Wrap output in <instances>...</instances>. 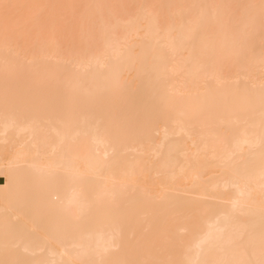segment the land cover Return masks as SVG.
<instances>
[{"label":"bare ground","instance_id":"6f19581e","mask_svg":"<svg viewBox=\"0 0 264 264\" xmlns=\"http://www.w3.org/2000/svg\"><path fill=\"white\" fill-rule=\"evenodd\" d=\"M0 3V260L259 261L261 0Z\"/></svg>","mask_w":264,"mask_h":264},{"label":"snow or ice","instance_id":"6c2138e0","mask_svg":"<svg viewBox=\"0 0 264 264\" xmlns=\"http://www.w3.org/2000/svg\"><path fill=\"white\" fill-rule=\"evenodd\" d=\"M22 7H39V6H24V5H16V4H9V3H0V17H2L4 21L5 33L8 31V27L10 22L14 19V10L22 8ZM55 7V6H53ZM96 7H114L110 5H99ZM193 8H209V7H219L215 5H193L190 6ZM245 7H255V6H245ZM261 9V23L264 25V0H261L260 3ZM249 22H254V17H249ZM105 45L110 46L113 42L114 38L109 37L106 33L104 34ZM110 87H119V82L114 81L110 85ZM264 212V209H262ZM118 239V237H117ZM205 239H209V237H205ZM237 237L233 234L229 233L227 235H221L216 238L217 243L220 247L227 248L232 246L236 242ZM9 246L14 250V254L12 258L7 260H0V264H32L31 261L26 259L27 254L29 253V249L26 246L22 245V242L17 240L15 242H11L8 240L7 235L5 238V250L9 249ZM118 246V245H117ZM199 247V245H197ZM260 249H261V258L259 261H252V260H218V261H191V260H182V261H164V260H157V259H148L142 261H117L115 264H264V233L261 235L260 239ZM59 264H77L76 261L69 259L68 261H60ZM97 264H110V262L100 260Z\"/></svg>","mask_w":264,"mask_h":264},{"label":"rangeland","instance_id":"374dc122","mask_svg":"<svg viewBox=\"0 0 264 264\" xmlns=\"http://www.w3.org/2000/svg\"><path fill=\"white\" fill-rule=\"evenodd\" d=\"M2 180L0 179V182H1Z\"/></svg>","mask_w":264,"mask_h":264}]
</instances>
